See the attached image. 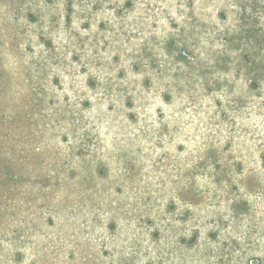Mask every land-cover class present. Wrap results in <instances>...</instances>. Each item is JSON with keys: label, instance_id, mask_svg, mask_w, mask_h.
Instances as JSON below:
<instances>
[{"label": "rangeland", "instance_id": "374dc122", "mask_svg": "<svg viewBox=\"0 0 264 264\" xmlns=\"http://www.w3.org/2000/svg\"><path fill=\"white\" fill-rule=\"evenodd\" d=\"M0 264H264V0H0Z\"/></svg>", "mask_w": 264, "mask_h": 264}]
</instances>
